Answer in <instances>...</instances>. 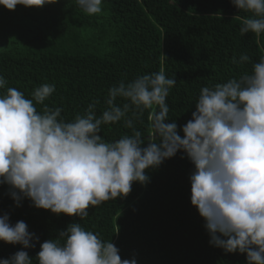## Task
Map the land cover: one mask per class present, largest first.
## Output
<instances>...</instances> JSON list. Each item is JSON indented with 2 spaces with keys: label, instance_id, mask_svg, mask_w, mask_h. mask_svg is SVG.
<instances>
[{
  "label": "clouds",
  "instance_id": "clouds-1",
  "mask_svg": "<svg viewBox=\"0 0 264 264\" xmlns=\"http://www.w3.org/2000/svg\"><path fill=\"white\" fill-rule=\"evenodd\" d=\"M58 0H0L9 10L17 5L42 7ZM239 12L243 36L264 34V0H231ZM89 16L101 13L103 0H75ZM250 62L247 54L232 63ZM7 81L0 76V89ZM176 84L163 70L113 84L97 115L93 100L71 120L61 107L45 101L55 85L43 83L31 98L14 87L0 94V184L9 187L16 206L28 198L36 208L83 219L90 206L126 197L133 182H149L148 169L159 167L177 152L191 162V204L204 219L209 243L226 253H246V264H264V55L251 72L201 88L192 118L180 127L169 120L166 98ZM121 103H117V101ZM42 105V110L37 109ZM149 111L147 141L136 122ZM123 121L130 135L106 140L102 127ZM182 156V158H183ZM39 240L24 221L0 215V240L33 248ZM38 264H137L122 259L119 249L79 223L40 244ZM0 264H33L19 250Z\"/></svg>",
  "mask_w": 264,
  "mask_h": 264
},
{
  "label": "trees",
  "instance_id": "trees-1",
  "mask_svg": "<svg viewBox=\"0 0 264 264\" xmlns=\"http://www.w3.org/2000/svg\"><path fill=\"white\" fill-rule=\"evenodd\" d=\"M239 12L231 0H103L102 11L89 16L75 0H58L42 7L0 5V76L31 98L35 87L50 83L55 92L45 101L61 107L71 120L93 100L97 115L108 89L121 80L163 70L176 78L166 102L169 120L180 127L192 118L195 101L204 86L251 72L264 55V34L241 35ZM241 54L250 62L232 63ZM5 89H0L3 94ZM121 103V101H117ZM42 105H37L42 110ZM149 111L136 122L147 141ZM123 121L102 127L106 140L130 135ZM182 152L148 169L146 184L133 182L126 197L90 206L83 219L36 208L28 198L16 206L9 187L0 184V215L10 222L24 221L39 240L33 248L0 240V259L25 250L38 264L40 244L57 238L71 223L114 243L122 259L137 264H246V253H226L211 245L204 219L191 204V162Z\"/></svg>",
  "mask_w": 264,
  "mask_h": 264
}]
</instances>
